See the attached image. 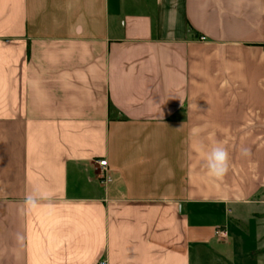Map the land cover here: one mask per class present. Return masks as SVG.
I'll return each instance as SVG.
<instances>
[{
	"label": "crops",
	"instance_id": "obj_1",
	"mask_svg": "<svg viewBox=\"0 0 264 264\" xmlns=\"http://www.w3.org/2000/svg\"><path fill=\"white\" fill-rule=\"evenodd\" d=\"M101 260L264 264V0H0V264Z\"/></svg>",
	"mask_w": 264,
	"mask_h": 264
},
{
	"label": "clouds",
	"instance_id": "obj_2",
	"mask_svg": "<svg viewBox=\"0 0 264 264\" xmlns=\"http://www.w3.org/2000/svg\"><path fill=\"white\" fill-rule=\"evenodd\" d=\"M169 20V35L173 34V30L176 20V13L173 9L172 12L168 14ZM182 102V101H181ZM198 130H194L197 132ZM199 150L204 154V165L209 177L214 178L216 180H222L230 171L231 168V158L228 149L222 142H213L210 145L199 146ZM240 153L245 158H250L251 150L247 147H241ZM40 207L38 197L32 194H29L25 197L23 202V210L24 211H32L36 208ZM22 239V237H18Z\"/></svg>",
	"mask_w": 264,
	"mask_h": 264
},
{
	"label": "built area",
	"instance_id": "obj_3",
	"mask_svg": "<svg viewBox=\"0 0 264 264\" xmlns=\"http://www.w3.org/2000/svg\"><path fill=\"white\" fill-rule=\"evenodd\" d=\"M202 40H204L205 38L202 37ZM97 164L99 167V179L101 180L102 183L104 184H109L113 181L112 177L109 175V168H108V162L105 158L97 160ZM216 233L217 235L222 238L225 239L228 236V232L225 229L222 228H217L216 229ZM98 264H108V262L106 260H101Z\"/></svg>",
	"mask_w": 264,
	"mask_h": 264
}]
</instances>
